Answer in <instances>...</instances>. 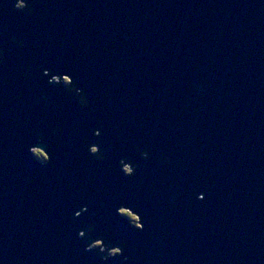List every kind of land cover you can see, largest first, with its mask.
Segmentation results:
<instances>
[{
    "label": "water",
    "instance_id": "1",
    "mask_svg": "<svg viewBox=\"0 0 264 264\" xmlns=\"http://www.w3.org/2000/svg\"><path fill=\"white\" fill-rule=\"evenodd\" d=\"M22 3L0 0V264H264V0Z\"/></svg>",
    "mask_w": 264,
    "mask_h": 264
},
{
    "label": "snow or ice",
    "instance_id": "2",
    "mask_svg": "<svg viewBox=\"0 0 264 264\" xmlns=\"http://www.w3.org/2000/svg\"><path fill=\"white\" fill-rule=\"evenodd\" d=\"M0 59H2V58H0ZM44 75L45 76H47V75H49V73H47V72H45L44 73ZM64 79H65V81L67 82V77H64ZM96 136H98V135H100V133H99V131H95V132H93ZM40 155H44V153H39ZM142 155H143V157L144 158H146L147 157V152L146 151H144L143 153H142ZM45 159H47V156H45ZM94 159L97 161V158H95L94 157ZM102 161V160H101ZM126 176H129V177H131L132 175H133V172L132 171H129V172H123ZM201 199H203V197H201ZM75 215L76 216H79L80 215V212L78 211V212H76L75 213ZM124 215H127V216H131V213H128V212H126L124 209H121V217L122 216H124ZM132 219H137L136 217H132ZM135 228H139V229H142L143 228V225L141 224V223H137L136 225H135ZM81 236H83V233H81L80 234ZM120 254V251H117V252H115L113 255H119ZM101 259H103V258H101Z\"/></svg>",
    "mask_w": 264,
    "mask_h": 264
},
{
    "label": "clouds",
    "instance_id": "3",
    "mask_svg": "<svg viewBox=\"0 0 264 264\" xmlns=\"http://www.w3.org/2000/svg\"><path fill=\"white\" fill-rule=\"evenodd\" d=\"M14 7H16V8H22V7H24V5H23V3H22V0H16V4L14 5ZM90 151L91 152H96V147L95 146H92L91 148H90ZM124 171L125 172H129V171H131L128 167H127V165L125 166V168H124ZM81 234V233H80ZM99 242L97 241V244H98ZM117 251H119V249H116V248H113V249H111V253L112 254H114L115 252H117Z\"/></svg>",
    "mask_w": 264,
    "mask_h": 264
},
{
    "label": "rangeland",
    "instance_id": "4",
    "mask_svg": "<svg viewBox=\"0 0 264 264\" xmlns=\"http://www.w3.org/2000/svg\"><path fill=\"white\" fill-rule=\"evenodd\" d=\"M62 82H66L65 81V79H63L62 78V80H61ZM68 81V80H67ZM38 152H40L39 150H35V153H36V155L39 157V159L41 160V161H45V157H44V155H41L42 157H40L39 155H38ZM41 153V152H40ZM128 167V166H127ZM126 212H128V211H126ZM128 213H130V212H128ZM127 216V215H126ZM132 217H136V216H134V215H132L131 214V216H128V218H130V220L136 225L137 224V219H132ZM101 246V243L99 242L98 244H97V242L96 243H94L91 247H100ZM102 249H103V247H102ZM109 254H112L111 253V250L109 251Z\"/></svg>",
    "mask_w": 264,
    "mask_h": 264
},
{
    "label": "bare ground",
    "instance_id": "5",
    "mask_svg": "<svg viewBox=\"0 0 264 264\" xmlns=\"http://www.w3.org/2000/svg\"><path fill=\"white\" fill-rule=\"evenodd\" d=\"M59 77H52L51 78V80H53V81H55V82H59ZM64 79V78H63ZM61 80H62V77H61ZM61 80H60V82H61ZM68 80V79H67ZM65 84H68V81L67 82H65ZM129 167V166H128Z\"/></svg>",
    "mask_w": 264,
    "mask_h": 264
},
{
    "label": "trees",
    "instance_id": "6",
    "mask_svg": "<svg viewBox=\"0 0 264 264\" xmlns=\"http://www.w3.org/2000/svg\"><path fill=\"white\" fill-rule=\"evenodd\" d=\"M40 152H38V155L40 156V157H42L40 154H39ZM128 217V216H127ZM130 219V218H129Z\"/></svg>",
    "mask_w": 264,
    "mask_h": 264
},
{
    "label": "flooded vegetation",
    "instance_id": "7",
    "mask_svg": "<svg viewBox=\"0 0 264 264\" xmlns=\"http://www.w3.org/2000/svg\"><path fill=\"white\" fill-rule=\"evenodd\" d=\"M130 169V167H128Z\"/></svg>",
    "mask_w": 264,
    "mask_h": 264
}]
</instances>
